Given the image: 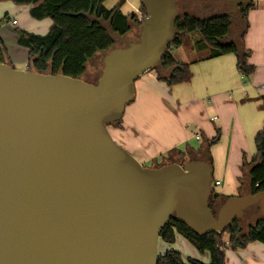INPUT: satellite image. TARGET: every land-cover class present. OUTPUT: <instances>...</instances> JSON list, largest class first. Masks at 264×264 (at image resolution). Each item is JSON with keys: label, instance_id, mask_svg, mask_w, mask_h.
Returning <instances> with one entry per match:
<instances>
[{"label": "water", "instance_id": "obj_1", "mask_svg": "<svg viewBox=\"0 0 264 264\" xmlns=\"http://www.w3.org/2000/svg\"><path fill=\"white\" fill-rule=\"evenodd\" d=\"M190 1L236 13L254 0ZM141 3L138 39L104 53L96 82L0 62V264H158L172 218L200 235L225 232L252 206L264 219V191L213 209L207 159L148 167L112 137L135 81L176 37L177 0Z\"/></svg>", "mask_w": 264, "mask_h": 264}, {"label": "crops", "instance_id": "obj_2", "mask_svg": "<svg viewBox=\"0 0 264 264\" xmlns=\"http://www.w3.org/2000/svg\"><path fill=\"white\" fill-rule=\"evenodd\" d=\"M120 1L106 0L104 5L111 9ZM141 5V0H123L121 9L124 14H136L139 18ZM31 7L12 1L0 2V37L12 66L18 69H29L30 50L18 43L16 30L45 35L53 24L49 17L33 18ZM239 20L232 22L228 40L239 43L243 35V44L251 52L248 62L255 66L249 79L239 71L237 57L232 53L210 59H189L188 56L186 61L176 57L181 62H192V80L170 86L158 79L155 70L140 76L135 81V97L126 106L121 126H112L111 133L115 141L151 167L207 159L201 148L219 136L210 147L213 180L220 181L213 187L219 194L213 198L216 206L229 196L252 191L251 178L242 164L244 158L250 161L256 153L255 137L264 124V0L253 1L247 15L248 25L241 17ZM120 39L131 38L127 34L118 36ZM173 149L183 154L170 153ZM160 240L163 244L159 255L174 249L183 259L211 261L208 251L201 252L181 234L176 235L173 243ZM224 254L225 264H264V243L251 242L237 250L227 247Z\"/></svg>", "mask_w": 264, "mask_h": 264}, {"label": "trees", "instance_id": "obj_3", "mask_svg": "<svg viewBox=\"0 0 264 264\" xmlns=\"http://www.w3.org/2000/svg\"><path fill=\"white\" fill-rule=\"evenodd\" d=\"M2 1H12L18 5H31L30 14L33 18L49 17L53 21L51 29L45 35L31 33L23 29L16 30L18 43L30 50L29 69L42 73H61L83 79H85L87 66L91 61L97 59L101 53L117 46L111 32L118 36H124L132 30L133 23L141 26L144 21V19L139 21L136 14H124L121 9L123 0L111 9L104 5L106 0H0V2ZM252 7L253 3L241 5L238 8L241 20L246 25H248V11ZM141 12L144 18L146 10L143 5H141ZM231 27L232 21L225 12L210 15H195L189 12L179 14L176 23V37L169 45L160 66L155 70L158 79L166 81L170 86L188 83L192 80L190 68L192 62L179 61L173 51L184 46L194 33L200 35L199 39L194 41L198 51L210 50L207 55L197 59L235 54L239 71L249 79L255 71V66L248 62L251 52L243 44V35L239 43L228 40ZM0 62L12 65L1 37ZM116 124L121 126V121ZM218 140L219 136H216L201 148L205 151L211 165L213 163L210 147ZM255 145L254 156L250 161L244 158L242 164L243 169H247L251 178V192L254 194L264 191V124L256 134ZM170 153L183 154L175 149ZM218 197L219 194L213 190L212 198ZM247 217H250L254 223L245 225ZM177 234L184 236L201 252L208 251L211 254V261L205 263L193 257L183 259L179 251L172 249L160 255L158 264H225V248L230 247L237 250L246 248L251 242L264 243V219L256 205L250 207L243 219L235 221L225 232L200 235L192 231L186 224L172 218L161 229L160 238L168 243H173Z\"/></svg>", "mask_w": 264, "mask_h": 264}, {"label": "rangeland", "instance_id": "obj_4", "mask_svg": "<svg viewBox=\"0 0 264 264\" xmlns=\"http://www.w3.org/2000/svg\"><path fill=\"white\" fill-rule=\"evenodd\" d=\"M179 6H180V15H182L183 13L189 12L190 14H195V15H210V14H214L217 12H225L224 7L227 6L226 4H219V3H211L210 7H201V6H197V4H195L194 1H179L178 2ZM229 7V6H228ZM230 16V15H229ZM2 22V21H1ZM0 22V23H1ZM140 27L141 26H137L136 24L133 23V28L132 30L128 33V37L131 38L132 40L136 41L138 39V35L140 32ZM109 28V27H108ZM111 32V31H110ZM113 37L116 39V43L117 46L114 47H123L126 46L127 43L125 40H118V36L116 34H113V32H111ZM200 35L198 33H194L190 36V40L193 41V45L190 43H186L184 46H182L179 49H174L175 51V57H177L179 60H183L186 61L187 57L189 56V59H195L198 57H203L205 55H207L209 53L210 50H204V51H198V49L196 48L195 42L197 39H199ZM123 44V45H122ZM103 56L104 53H101L97 59H95L94 61H91L88 66H87V71L85 74V79L89 82H96L101 74V71L103 69ZM188 59V60H189ZM187 60V61H188ZM117 125L112 124L109 125V131L110 133H112V126ZM118 126V125H117ZM194 144H197L198 142L195 140H192ZM203 140H201L202 142ZM189 159H187L188 161ZM186 162V161H185ZM145 166L151 167V164H144ZM215 179L213 181V187L215 188ZM254 223L253 220H251L250 217H247L245 219V225H249ZM161 244H163V241H159L158 242V251L159 254H161ZM165 252V251H164ZM163 253V252H162Z\"/></svg>", "mask_w": 264, "mask_h": 264}, {"label": "flooded vegetation", "instance_id": "obj_5", "mask_svg": "<svg viewBox=\"0 0 264 264\" xmlns=\"http://www.w3.org/2000/svg\"><path fill=\"white\" fill-rule=\"evenodd\" d=\"M179 1H183V0H177V2ZM184 1H190V0H184ZM196 2V1H195ZM211 3H219V2H200V3H195L197 4V6H201V7H210L211 6ZM220 4V3H219ZM221 4H225V3H221ZM227 6L224 7V10L226 11V13H229L230 14V20L231 18L233 19L232 22H239V18H240V13L239 11H237L236 13H232V7L230 4H226ZM229 6V7H228ZM241 23V22H240ZM128 39H126V43H128ZM123 45V44H122ZM211 206L213 207V209H215L217 206H216V203L214 201L213 198H211Z\"/></svg>", "mask_w": 264, "mask_h": 264}, {"label": "built area", "instance_id": "obj_6", "mask_svg": "<svg viewBox=\"0 0 264 264\" xmlns=\"http://www.w3.org/2000/svg\"><path fill=\"white\" fill-rule=\"evenodd\" d=\"M145 17L143 18V16L141 15V16H139L138 19H139V21H143V19H145ZM14 23H16V21H14ZM197 139H200V135H197ZM218 184H220V181L219 180H216L215 181V185H218Z\"/></svg>", "mask_w": 264, "mask_h": 264}]
</instances>
